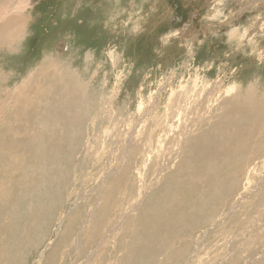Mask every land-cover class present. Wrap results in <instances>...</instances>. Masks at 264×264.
Segmentation results:
<instances>
[{
	"label": "rangeland",
	"instance_id": "374dc122",
	"mask_svg": "<svg viewBox=\"0 0 264 264\" xmlns=\"http://www.w3.org/2000/svg\"><path fill=\"white\" fill-rule=\"evenodd\" d=\"M0 264H264V0H0Z\"/></svg>",
	"mask_w": 264,
	"mask_h": 264
},
{
	"label": "bare ground",
	"instance_id": "6f19581e",
	"mask_svg": "<svg viewBox=\"0 0 264 264\" xmlns=\"http://www.w3.org/2000/svg\"><path fill=\"white\" fill-rule=\"evenodd\" d=\"M241 92H242V91H241ZM211 93H212V92H211ZM238 94H239V93H238ZM250 94H251V93H250ZM251 95H252V94H251ZM243 96H244V95H243ZM249 96H250V95H249ZM241 97H242V96H241ZM243 98H244V97H243ZM250 98H251V97H250ZM244 99H245V98H244ZM180 101H181V100H180ZM245 102H247V100H246ZM251 103L253 104V102H251ZM203 104H205V102H204V101H200V102H198L197 106L199 105V107H202ZM207 107H208V106H207ZM226 107H227V106H226ZM226 107H225V108H226ZM258 107H259V106H258ZM232 108H233V107H232ZM249 108H250V107H249ZM253 108H254V107H253ZM195 109H198V111L200 110V109L197 108V107H196ZM251 109H252V108H251ZM257 109H258V108H257ZM257 109H256V110H257ZM259 109H260V107H259ZM259 109H258V110H259ZM178 110H179V109H178ZM180 110H181V109H180ZM225 110H227V109H225ZM233 110H235V109H233ZM249 110H250V109H249ZM229 111H230V109H229ZM244 111H246V109H245ZM225 112H226V111H225ZM252 112H253V111H252ZM254 112H255V111H254ZM181 113H182V110H181ZM230 113H231V112H230ZM244 114H245V113H244ZM250 114H251V113H250ZM252 114H254V113H252ZM180 115H181V114H180ZM228 118H229V117H228ZM178 120H179V119H178ZM226 120H227V119H226ZM220 121H222V120H220ZM224 121H225V119L223 120V122H224ZM225 122H226V121H225ZM226 123H227V122H226ZM201 124H202V123H200V125H201ZM216 127H217V126H216ZM216 127H215V128H216ZM218 127H219V126H218ZM222 128H223V127H222ZM191 129H192V128H191ZM210 129H211V128H210ZM208 130H209V129H208ZM206 131H207V130H206ZM209 131H210V130H209ZM210 132H211V131H210ZM187 149H188V148H187ZM187 151H188V150H187ZM174 155H175V154H174ZM176 155H177V154H176ZM193 156H194V155H193ZM169 159H170V158H169ZM249 159H250V158H249ZM168 163H169V162H168ZM165 168H166V166H165ZM169 176H170V175H169ZM165 178H166V177H165ZM167 178H168V177H167ZM169 178H171V176H170ZM170 180H171V179H170ZM155 199H156V198H155ZM171 245H172V244H171ZM171 245H170V246H171Z\"/></svg>",
	"mask_w": 264,
	"mask_h": 264
}]
</instances>
